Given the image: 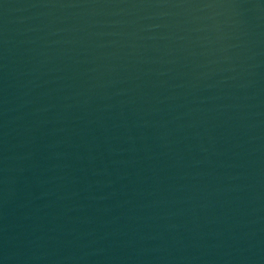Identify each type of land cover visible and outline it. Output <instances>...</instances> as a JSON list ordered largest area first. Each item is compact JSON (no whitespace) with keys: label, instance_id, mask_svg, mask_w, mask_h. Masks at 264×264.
<instances>
[{"label":"water","instance_id":"obj_1","mask_svg":"<svg viewBox=\"0 0 264 264\" xmlns=\"http://www.w3.org/2000/svg\"><path fill=\"white\" fill-rule=\"evenodd\" d=\"M0 264H264V0H0Z\"/></svg>","mask_w":264,"mask_h":264}]
</instances>
